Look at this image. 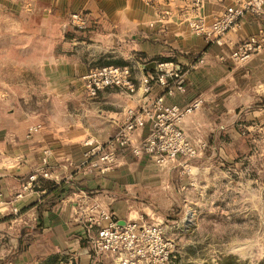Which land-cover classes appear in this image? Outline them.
<instances>
[{"label":"crops","instance_id":"1","mask_svg":"<svg viewBox=\"0 0 264 264\" xmlns=\"http://www.w3.org/2000/svg\"><path fill=\"white\" fill-rule=\"evenodd\" d=\"M191 1L19 0V94L9 100L19 107L0 112L3 262L37 263L60 251L80 257L81 264L93 263L101 260L92 249L95 229H88L81 204L98 203L121 223L161 219L181 198L180 174L192 183L207 177L218 161L213 151L241 167L244 148L255 145L264 166V13L247 14L222 44H213L192 30L190 20L200 16L212 22L239 0H206L198 10ZM27 2L44 17H22L20 4ZM74 12L85 13V27L71 23ZM251 36L262 39L263 47L236 62L233 51ZM160 61L187 70L185 92L167 96L168 103L204 99L183 123L193 141L206 144L204 153L164 165L149 156L126 155L106 173L85 166V141L105 142L119 130L128 108L148 104L164 89L156 85L147 94L140 87L133 93L112 87L90 98L82 76L97 65H130L140 86ZM10 118L19 123H5ZM35 124L41 127L29 137ZM45 149L52 150V177L46 179L65 181L71 191L40 210L36 202L46 195L45 187L15 197L32 174L40 175ZM15 208L20 213L14 214Z\"/></svg>","mask_w":264,"mask_h":264},{"label":"built area","instance_id":"2","mask_svg":"<svg viewBox=\"0 0 264 264\" xmlns=\"http://www.w3.org/2000/svg\"><path fill=\"white\" fill-rule=\"evenodd\" d=\"M206 0H192L195 10L201 9ZM264 13V0H239L228 5L212 22L204 17L190 20L192 30L205 37L210 43L222 44L230 31L241 26L247 14ZM71 23L85 27L87 17L83 12L70 15ZM263 47L262 39L251 36L238 44L232 56L236 62L248 59ZM186 73L175 61H160L153 71L147 72L137 86L133 68L130 65L106 64L91 67L83 76L90 98L97 97L105 89L117 87L135 92L139 87L150 93L156 85L164 92L155 96L146 105L131 107L126 111V119L119 130L105 142L85 141L84 165L101 173L113 170L120 159L126 155L135 157L149 156L164 165L178 158H196L204 153L206 144L193 141L183 130L185 119L202 107L204 99L197 97L188 104L168 103L167 96L186 90ZM150 125L144 137H138L141 129ZM39 124L28 128L31 137L39 129ZM52 150H43L40 175L32 174L23 184L15 199H22L28 191L34 189L39 178H51L49 170ZM84 219L88 229H95L91 236L94 250L99 254L114 257L116 264H169L176 257L174 241L167 236L163 224L159 221L148 222L144 219H130L121 223L106 208L98 203L82 204ZM20 211L14 209V214ZM0 264H13V260L3 263L0 247Z\"/></svg>","mask_w":264,"mask_h":264},{"label":"rangeland","instance_id":"3","mask_svg":"<svg viewBox=\"0 0 264 264\" xmlns=\"http://www.w3.org/2000/svg\"><path fill=\"white\" fill-rule=\"evenodd\" d=\"M28 2L20 4L22 17H44L42 11L36 12ZM16 94H19V0H0L1 113L19 107V102L9 101ZM5 123L17 125L19 118H10ZM244 149L241 167L226 162L222 151H213L211 156L218 161L207 177L192 183L186 174H180L179 179H184L183 193L177 204L161 219L148 220L160 221L174 241L176 257L169 264H264V166L255 145ZM98 256L101 260L90 264H116L112 256ZM31 264L81 262L80 257L56 251Z\"/></svg>","mask_w":264,"mask_h":264},{"label":"trees","instance_id":"4","mask_svg":"<svg viewBox=\"0 0 264 264\" xmlns=\"http://www.w3.org/2000/svg\"><path fill=\"white\" fill-rule=\"evenodd\" d=\"M39 184L35 185L36 189H42V187H45L46 190H44V192H46V195L52 194L50 198H46L47 196L45 195V196H42L41 199L38 200V202H36L40 210H42V208L45 205L56 203L62 198L63 195L71 191V188H65V181L56 183V182H50L46 178L40 177ZM41 200L43 201L41 202Z\"/></svg>","mask_w":264,"mask_h":264}]
</instances>
